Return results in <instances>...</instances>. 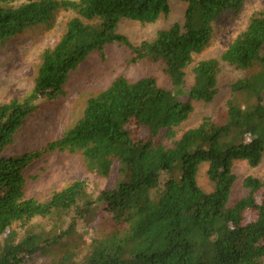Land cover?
<instances>
[{
	"label": "trees",
	"instance_id": "trees-1",
	"mask_svg": "<svg viewBox=\"0 0 264 264\" xmlns=\"http://www.w3.org/2000/svg\"><path fill=\"white\" fill-rule=\"evenodd\" d=\"M14 1L0 0V41L51 20L61 9L75 15L56 45L43 51L31 92L0 102V264H263L264 196L259 200L257 193L264 180L247 176V193L234 204L230 197L238 179L234 161L256 167L264 157V14L254 13L220 58L194 66L184 100L193 53L209 42L214 22L245 0H180L187 4L184 21L139 44L118 31L121 21L168 17L172 0ZM111 44L128 47L131 64H161L172 88L152 75H118L88 99L83 115L60 138L8 154L24 121L61 96L71 73ZM222 62L243 71L231 86L225 113L205 117L177 137L193 101L215 98ZM133 123L149 134L136 135ZM56 150L81 153L88 170L106 179L116 164L113 184L93 193L78 179L45 201L27 197L26 169ZM202 163L208 164L211 192L197 181ZM99 209L106 230L82 253L69 238L81 222L98 219ZM35 218L48 220L50 228L32 229ZM19 222L26 225L22 236L14 228Z\"/></svg>",
	"mask_w": 264,
	"mask_h": 264
},
{
	"label": "rangeland",
	"instance_id": "rangeland-1",
	"mask_svg": "<svg viewBox=\"0 0 264 264\" xmlns=\"http://www.w3.org/2000/svg\"><path fill=\"white\" fill-rule=\"evenodd\" d=\"M28 0H15L19 5ZM187 4L180 0L171 1V13L168 17H161L155 22L146 23L132 19H124L119 24L118 31L125 34L134 44L143 40L153 39L159 29L169 27L174 22H183ZM261 12L264 14V0H245L239 10L228 11L214 22L212 37L199 52L193 53L192 62L186 68L184 90L181 99H188V92L194 84V66L201 60L220 58L232 41L248 26L251 16ZM75 13L61 9L47 22L39 23L25 32L7 40L0 41V102L14 98H24L34 86L35 76L41 63L43 51L54 47L66 29L68 20ZM131 50L119 44L107 46L105 53L95 52L70 75L65 85L64 93L56 100L43 103L39 112L27 118L15 135L13 144L8 148L10 155L22 154L41 149L48 142L60 138L66 129L71 127L82 115L88 99L107 88L118 75H125L130 79L143 76H155L159 84L165 88H172L171 81L163 72L159 63L150 64L138 62L131 64L128 59ZM243 71L235 66L222 62L218 78V92L211 102L193 101V111L189 118L177 129V137L187 129L198 126L205 117L219 119L226 111L227 101L231 97V86ZM131 128L138 136H147L149 130L144 126L132 124ZM160 139L169 145L170 141L161 136ZM208 164L199 166L197 181L205 192L214 190V184L207 174ZM117 165H114L110 178L98 176L88 170L83 156L79 152L52 151L36 160L26 169L25 191L27 197H34L41 201L49 199L54 192L61 190L73 181L84 179L89 190L93 193L113 184ZM233 171L238 179L235 182L230 204H234L243 197L247 190L243 184L247 176H255L264 180V157L262 162L252 167L246 160H235ZM264 196V188L257 193L260 200ZM100 209L97 210V214ZM254 213H249V218ZM102 222V215L92 222H81L77 232L69 238L70 243L77 242L81 252L89 249L93 236L102 234L106 229ZM34 228L49 229L51 223L41 218L33 219ZM26 225L16 223L14 228L20 236L26 232ZM264 264V262H263Z\"/></svg>",
	"mask_w": 264,
	"mask_h": 264
}]
</instances>
